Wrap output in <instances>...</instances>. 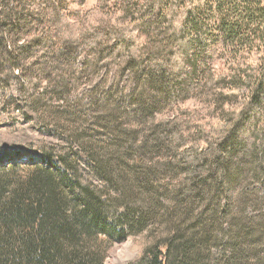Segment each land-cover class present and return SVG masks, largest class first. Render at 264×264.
Masks as SVG:
<instances>
[{"label": "trees", "instance_id": "16d2710c", "mask_svg": "<svg viewBox=\"0 0 264 264\" xmlns=\"http://www.w3.org/2000/svg\"><path fill=\"white\" fill-rule=\"evenodd\" d=\"M68 7L0 0V88L76 149L0 162V264H104L103 236L141 238L131 264H264V0ZM240 38L257 58L215 75Z\"/></svg>", "mask_w": 264, "mask_h": 264}, {"label": "rangeland", "instance_id": "374dc122", "mask_svg": "<svg viewBox=\"0 0 264 264\" xmlns=\"http://www.w3.org/2000/svg\"><path fill=\"white\" fill-rule=\"evenodd\" d=\"M67 1L70 11L79 10L83 15L87 14L88 16L92 15V12L99 5V0H85V4L80 8L72 0ZM247 42L246 39L241 40L240 38L235 42L230 41L228 47L222 49L219 60L216 61L213 68L215 75L221 77L230 66H242L247 59L255 60L257 58L258 54L250 50ZM260 52L262 53L264 50ZM247 54L248 56L245 58ZM108 84L106 83V86ZM225 92L230 93L228 89ZM11 96L14 98L18 96L15 88H0V162L12 159L26 163L37 161L46 165L50 155L65 156L67 153L76 152L74 146H71L65 138L44 124L49 122L48 120H53L52 113L45 114L41 110H31L23 102H21V107L18 110L17 104L9 99ZM226 97L227 100L220 104L219 102L208 103L210 107H215L214 114L217 111L220 113L223 109L224 111L231 110L232 107L236 106V100L230 99L231 96L228 95ZM195 104V100H188L184 102L183 107L193 109ZM223 104L226 107L222 108ZM55 119L60 120V118ZM80 156L83 158L82 160L73 159L79 172L84 176H94V172L85 161L84 155L81 154ZM53 160L56 163V158ZM19 173L22 175L26 173L24 167L19 169ZM106 239V236L101 237L105 243L102 245L104 264H131L142 253L144 242L141 238L126 237L111 242Z\"/></svg>", "mask_w": 264, "mask_h": 264}]
</instances>
